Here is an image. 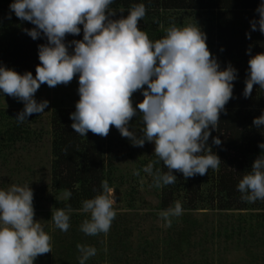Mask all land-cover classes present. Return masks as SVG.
Here are the masks:
<instances>
[{
	"label": "clouds",
	"instance_id": "9594fccd",
	"mask_svg": "<svg viewBox=\"0 0 264 264\" xmlns=\"http://www.w3.org/2000/svg\"><path fill=\"white\" fill-rule=\"evenodd\" d=\"M116 0H13L9 5L20 21L35 27L24 29L33 40L46 38L38 46L35 76L0 65V93L23 102L24 108L15 120L22 124L33 114H43L49 101L38 102L35 94L42 84L50 88L68 85L78 77L79 100L70 113L75 133L86 137L90 131L107 137L114 126L133 146L145 142L155 145L157 161L143 168L154 178V186L175 184L182 173L185 179L204 176L218 169L221 159L209 146H220L217 131L221 113L233 99L238 70L231 64L221 69L218 59L207 45V34L195 23L183 27L175 24L166 35L153 41L139 27L147 12L144 3L133 4L127 16L112 19L117 13L110 6ZM258 19L250 21L251 31L264 35V0L255 10ZM124 13V9H120ZM11 19V16L8 17ZM82 25V28L80 27ZM82 40L66 41L68 35ZM251 40V32H246ZM250 56L243 96L250 98L254 85L264 89V52ZM146 86V87H145ZM141 92L142 102L134 107L133 95ZM141 117L142 134L129 130L130 121ZM257 129H264V113L253 119ZM262 150L240 180L237 190L248 203L264 201V142ZM163 162L167 172L155 171ZM135 175H139L137 170ZM102 192L82 202L81 213L90 214L80 226L89 236L107 234L117 213L115 189L102 182ZM72 196L65 191L64 197ZM34 192L30 184H12L0 189V264H35L36 259L52 251V237L35 219ZM176 201L173 207L159 213L166 227L172 218L183 214ZM69 206L52 214L56 228L67 232L71 226ZM79 264H87L97 255L93 246L78 245Z\"/></svg>",
	"mask_w": 264,
	"mask_h": 264
},
{
	"label": "trees",
	"instance_id": "16d2710c",
	"mask_svg": "<svg viewBox=\"0 0 264 264\" xmlns=\"http://www.w3.org/2000/svg\"><path fill=\"white\" fill-rule=\"evenodd\" d=\"M12 2L13 0H0V65L14 69L20 74L31 71L35 76L36 66L40 63L38 46L47 41L46 38L33 40L25 33L24 29L35 26L30 22L20 21L10 12L9 5ZM138 3H144L147 8L146 16L139 22V27L151 40L156 41L165 36L166 30L173 24L181 27L187 19L185 12L194 13L200 19L195 23L199 22V26L207 34L208 48L218 59L221 69L231 63L238 70V79L234 81L233 99L226 105V114L221 113L217 131H212V137H219L222 144L214 145L211 137L208 141L213 152L221 159L219 168L209 169L207 175H196L187 179L182 173L173 170L177 181L161 188L160 207L167 209L173 207L176 201H180L184 210L204 206L220 210H264V201L245 202L242 193L237 190L238 183L250 171L253 161L262 151L258 147L259 143L264 142V129H257L253 125V119L264 113V89L254 85L250 98H245L242 94L250 59L246 49L251 47L253 56L264 52V35L258 30L251 31L250 28V21L259 18L255 10L261 0H116L110 6L117 11L112 19L127 16L131 6ZM121 8L124 9V13H120ZM9 15L11 19L8 18ZM80 27L82 28V25ZM246 32H251V40L246 38ZM82 37L83 32L78 36L68 35L66 41L82 40ZM45 86L47 85H41ZM132 99L135 107L143 100V95L141 92L134 93ZM74 111L75 108L54 110L50 118L53 154L51 188L55 195L50 199L53 201L54 212L69 206L72 209L71 226L67 231L70 234H66L73 238L72 246L63 245V248L68 256H72L73 261L71 263L69 258L61 264H79L80 255L77 259L74 258V251L71 248L81 239L88 240V244L83 245L92 246L91 239L96 237L86 235L80 230L83 221L90 218V214L79 211L82 202L100 194L103 181H107L110 187L124 181V175H121V172L116 173L120 170L111 146L112 143L117 146L115 139L120 132L113 126L107 137L90 131L86 137H82L71 127L73 121L70 119V113ZM15 118V114L9 116L6 112L0 111V155L10 146L25 142L32 132L29 124H20ZM140 121L142 120L139 115L134 117L129 130H134V126ZM136 133L141 135L142 131L137 130ZM157 160L158 157L152 152L150 161ZM147 162L146 159L141 160L139 169L142 170L143 166L150 163ZM157 170L168 171L162 161L155 163L154 172ZM66 190L71 191L70 198L57 197L59 192ZM54 212L50 214L51 218ZM250 216L254 223H250L251 219L243 220V223L237 226L239 228L237 236L240 238L255 235L259 229L264 232V213H252ZM119 232L116 233L118 241H122L119 239L121 237L128 238V235L123 233L124 230L121 229ZM79 233H82V236ZM116 244L117 242L109 243L108 248L115 250ZM92 258L87 264L93 263ZM137 259L131 260L138 264Z\"/></svg>",
	"mask_w": 264,
	"mask_h": 264
},
{
	"label": "rangeland",
	"instance_id": "374dc122",
	"mask_svg": "<svg viewBox=\"0 0 264 264\" xmlns=\"http://www.w3.org/2000/svg\"><path fill=\"white\" fill-rule=\"evenodd\" d=\"M185 13L187 19L181 27L200 21L194 13ZM78 86L77 77L68 85L40 87L35 99L38 102L48 100L49 107L45 113L33 114L28 117L29 121L24 122L32 131L25 142L10 146L0 155V189H7L12 184H30L34 192L35 219L52 237L51 253L39 256L35 264H61L69 258L71 263L73 261L63 248V245L71 247L73 238L66 235L70 233L56 228L50 216L54 212L50 197L55 196L51 188L53 154L50 118L54 110L75 108L79 100ZM23 108V102L7 94L0 95V111L12 116ZM142 128L140 121L134 126V131L141 132ZM115 141L117 146L114 143L111 146L120 170L116 173L121 172L124 181L110 187L115 189L117 203L114 208L117 215L107 234L92 237L91 245L97 249L93 263L134 264L135 260L131 259L138 258V264H264L263 230L259 229L255 235L244 239L237 236V226L243 220H252V213H264V210H220L204 206L184 210L181 216L172 218L171 227H166L159 217V213L166 210L160 207L161 188L155 187L153 176L143 171L146 165L142 170L138 166L143 159L151 162L155 145L147 142L143 147H136L120 134ZM137 170L139 175L134 174ZM64 193L59 192L57 197L65 199ZM121 229L128 238L121 237L122 241H118L116 233ZM79 234L82 236V233ZM78 242L71 248L76 259L80 255L77 246L88 244V240ZM113 242H117L115 250L108 248Z\"/></svg>",
	"mask_w": 264,
	"mask_h": 264
}]
</instances>
